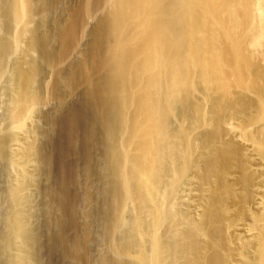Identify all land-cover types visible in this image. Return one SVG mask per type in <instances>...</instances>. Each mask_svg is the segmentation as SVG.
I'll use <instances>...</instances> for the list:
<instances>
[{"label": "bare ground", "instance_id": "obj_1", "mask_svg": "<svg viewBox=\"0 0 264 264\" xmlns=\"http://www.w3.org/2000/svg\"><path fill=\"white\" fill-rule=\"evenodd\" d=\"M1 178L0 264H264V0H0Z\"/></svg>", "mask_w": 264, "mask_h": 264}, {"label": "rangeland", "instance_id": "obj_2", "mask_svg": "<svg viewBox=\"0 0 264 264\" xmlns=\"http://www.w3.org/2000/svg\"><path fill=\"white\" fill-rule=\"evenodd\" d=\"M2 180H3V178L0 179V181H1V182H0V187H1V186L3 187V185H4V183H3L4 181H2ZM2 187H1V189H2ZM1 189H0V191H1ZM2 209H3V207H2ZM2 209H1V210H2ZM2 214H3V211H2V213L0 212V216H2ZM0 218H1V217H0ZM96 244H99V243H98L97 241L95 242V251H94L93 254H94V256H95V254H96V256L98 257V251H100V250L102 251V249L100 248V246H97V248H96ZM96 249H97L98 251H97ZM96 256H95V257H96Z\"/></svg>", "mask_w": 264, "mask_h": 264}]
</instances>
